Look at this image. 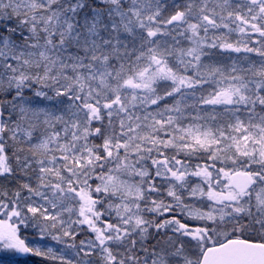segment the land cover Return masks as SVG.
<instances>
[{"label": "snow or ice", "instance_id": "1", "mask_svg": "<svg viewBox=\"0 0 264 264\" xmlns=\"http://www.w3.org/2000/svg\"><path fill=\"white\" fill-rule=\"evenodd\" d=\"M0 264H264V0H0Z\"/></svg>", "mask_w": 264, "mask_h": 264}]
</instances>
